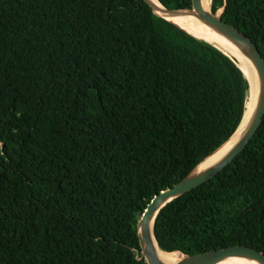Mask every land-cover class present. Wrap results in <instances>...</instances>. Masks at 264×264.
Listing matches in <instances>:
<instances>
[{
  "label": "trees",
  "instance_id": "16d2710c",
  "mask_svg": "<svg viewBox=\"0 0 264 264\" xmlns=\"http://www.w3.org/2000/svg\"><path fill=\"white\" fill-rule=\"evenodd\" d=\"M209 9L264 57V0ZM248 93L233 57L144 0H0V264H146V205L235 132ZM151 230L165 252L264 254V116Z\"/></svg>",
  "mask_w": 264,
  "mask_h": 264
},
{
  "label": "water",
  "instance_id": "95a60500",
  "mask_svg": "<svg viewBox=\"0 0 264 264\" xmlns=\"http://www.w3.org/2000/svg\"><path fill=\"white\" fill-rule=\"evenodd\" d=\"M144 1L151 7L152 11L154 12L153 5L151 4V2L149 0H144ZM162 8L166 12H174V13L187 11L191 15H194L199 21H201L205 25L215 30L217 33L235 42L237 46L241 50H243L246 53V55L249 57V59L253 63L258 73L259 82H260L259 97H258V102H257V105L255 107V110H254V113L251 119V123L249 124L247 130L245 131L243 136L237 141V143H235V145L226 153V155L222 157V159H220L214 165L206 168L202 172L194 173V169L197 167V165L199 164L198 163L195 166V168L191 172H189L186 176H184L180 181H178L177 183H175L173 186L169 188L161 190L159 193L155 194L150 199L143 213L141 214L140 218L137 221V235H138V242L140 246L141 256L144 258L146 264H216L218 261L224 258L230 257V256L245 255L247 257H250L256 260L260 264H264V254L260 252L259 250L253 247H250V246H246V245H233L230 247H225V248H221L217 250L204 251V252L196 253L192 255H185L180 252H165V251L159 250L161 253L162 252L171 253V254L175 253L178 259L177 261H174L172 263L164 262L160 258V253L157 250H155V248L153 247V244H152V241L149 235V230H148L149 219L153 216V220H154L155 215L166 203L170 202L176 197L182 196V194L194 189L201 183L207 181L212 176H214L215 173H217L225 165H227L249 142L251 137L255 134L256 130L258 129L262 121V118L264 116V57L261 55L256 44L245 34L240 32L238 29L234 28L229 23L222 20V18L220 17L221 10H220L219 16H216L215 13L214 14L211 13L210 10L209 11L203 10L201 7L200 0H191V7L189 9L171 10V9H166L163 6ZM156 15L160 16L159 14H156ZM241 71L243 72L242 69ZM243 74L245 75L244 72ZM245 77L247 78L246 75ZM248 83H249V80H248ZM152 227H153V221H152ZM152 234H153V230H152Z\"/></svg>",
  "mask_w": 264,
  "mask_h": 264
},
{
  "label": "bare ground",
  "instance_id": "6f19581e",
  "mask_svg": "<svg viewBox=\"0 0 264 264\" xmlns=\"http://www.w3.org/2000/svg\"><path fill=\"white\" fill-rule=\"evenodd\" d=\"M153 5L154 12L164 17L165 19L175 23L180 26L179 28L183 29L187 33L205 39L213 44H215L218 48L223 50L225 53L233 57L238 66L243 70L245 75L249 80V93L247 97V101L245 104V110L234 134L217 150H215L211 155L205 158L197 167L194 169V173H199L205 170L206 168L217 163L226 153L237 143V141L243 136L245 131L247 130L249 124L251 123V119L255 110V107L258 102L259 97V76L258 73L246 55V53L241 50L237 44L221 34L217 33L215 30L205 25L201 21H199L194 15H191L187 11L174 13V12H166L162 8V6L158 3L157 0H149ZM201 7L205 11H209L210 0H200ZM152 221L153 216L148 221V230L150 239L152 241L153 247L160 253V258L166 263H172L177 261V258L171 253H161L159 248L156 245L152 234ZM216 264H260L256 260L247 257L245 255H234L227 258H224L218 261Z\"/></svg>",
  "mask_w": 264,
  "mask_h": 264
},
{
  "label": "rangeland",
  "instance_id": "374dc122",
  "mask_svg": "<svg viewBox=\"0 0 264 264\" xmlns=\"http://www.w3.org/2000/svg\"><path fill=\"white\" fill-rule=\"evenodd\" d=\"M211 154H212V153H211ZM211 154H210V155H211ZM206 158H207V157H206ZM200 163H201V162H200ZM200 163H199V164H200ZM199 164H198V165H199ZM172 254L175 256V258H177V255H175V253H172ZM177 259H178V258H177Z\"/></svg>",
  "mask_w": 264,
  "mask_h": 264
}]
</instances>
